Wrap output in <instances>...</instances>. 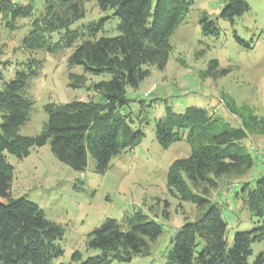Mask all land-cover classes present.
<instances>
[{
  "label": "trees",
  "instance_id": "1",
  "mask_svg": "<svg viewBox=\"0 0 264 264\" xmlns=\"http://www.w3.org/2000/svg\"><path fill=\"white\" fill-rule=\"evenodd\" d=\"M94 1L103 15L77 24L85 16L79 0H42L38 13L31 1L0 0L6 28L15 29L18 19L29 18L21 41L24 50L49 54L69 50L68 68L79 66L85 74L108 75L87 86L93 94L85 100L45 103L40 132L24 136L19 128L29 120L34 103L26 88L38 75L42 60L19 61L9 79L0 70V264L128 262L148 254L163 232L161 223L140 211L121 219L107 217L88 232L85 241L98 254L81 259L75 250L69 262H55L64 253L59 244L62 226L47 219L24 195L10 194L12 166L7 154L22 159L31 149L49 143L52 155L73 170H85L91 159L93 171L103 174L114 156L133 149L145 136L147 117L135 116L131 110L138 103L142 111L145 104L130 98L128 90L138 89L149 76V67H165L173 49L170 37L194 0ZM219 1L216 18L201 13L198 19L204 36L219 35L218 19L233 22L249 10L246 0ZM111 21L116 22L114 28ZM113 30L116 34L108 35ZM234 38L244 43L235 31ZM218 66V60L212 59L201 77L217 78L230 70ZM85 74L71 75L70 86L83 87ZM235 117L238 124L232 125L209 105H187L182 111L165 105L163 114L155 118L154 136L161 148L177 141L190 148L187 156L170 163L166 186L172 196L192 203L196 211L193 219L184 216L174 231L164 264H264V250L249 262L252 245L264 241V173L251 180L245 177L254 158L244 150L243 141L256 118ZM234 185L238 187L231 192ZM221 192L239 204L240 211L246 210L254 224L236 231L231 243L220 208L224 205ZM162 215L167 218L166 209Z\"/></svg>",
  "mask_w": 264,
  "mask_h": 264
},
{
  "label": "rangeland",
  "instance_id": "2",
  "mask_svg": "<svg viewBox=\"0 0 264 264\" xmlns=\"http://www.w3.org/2000/svg\"><path fill=\"white\" fill-rule=\"evenodd\" d=\"M14 1H31L36 13L42 5V0ZM79 2L85 16L77 24L103 15L94 0ZM246 2L249 10L233 22L218 19L219 35L204 36L198 19L201 13L216 18L220 1L194 0L184 21L170 37L173 49L165 67L162 70L149 67L150 74L138 89L128 90L130 98L141 99L145 104L142 111L138 103L131 106L133 115L142 113V117H147L144 138L133 149L114 156L103 174L93 171L91 159L85 170H73L52 155L49 143L31 149L22 159L7 154V161L12 166L10 194L13 197L24 195L35 202L47 219L60 224L64 230L59 241L64 253L55 262H69L75 250L81 253V259L98 254V250L85 244L88 232L104 218L121 219L140 211L162 224V234L151 243L148 254L112 264H164L166 247L174 231L180 227L184 216L193 219L196 214L192 203L175 198L167 190L166 174L170 163L187 156L190 148L184 141H177L164 149L155 140L154 121L163 114L165 105L175 111H182L187 105H209L232 125L238 124L235 115L256 118V124L251 126L243 141L244 150L254 158L245 177L251 180L264 173V0ZM111 23L114 28L116 22ZM28 24L29 18H20L17 27L11 30L6 28L0 15V70L5 78L13 75V68L19 61L42 60L38 75L26 88L34 103L29 120L19 128V133L24 136L40 132L46 119L45 103L85 100L93 94L87 86L108 78L106 74H85L79 66L68 68L69 50L54 54L24 50L21 41ZM234 31L244 43L234 38ZM115 34L113 30L108 35ZM212 59L218 60V68L229 67L230 70L217 78L201 77L200 73ZM81 74H85L84 86L71 87V75ZM237 187L234 185L231 192ZM219 199L224 204L220 208L231 243L236 231L251 229L254 224L249 213L240 211L239 204L228 200L225 192H221ZM163 209L167 211L166 219L162 215ZM252 249L250 263L259 251L264 250V241L254 243Z\"/></svg>",
  "mask_w": 264,
  "mask_h": 264
}]
</instances>
